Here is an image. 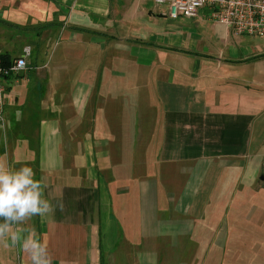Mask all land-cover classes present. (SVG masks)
I'll use <instances>...</instances> for the list:
<instances>
[{
  "label": "crops",
  "instance_id": "1",
  "mask_svg": "<svg viewBox=\"0 0 264 264\" xmlns=\"http://www.w3.org/2000/svg\"><path fill=\"white\" fill-rule=\"evenodd\" d=\"M165 11L154 0H0V54L17 57L16 34L32 24L57 30L39 60L62 39L57 68L13 82L0 107V157L62 196L63 212L30 222L53 264H205L199 232L233 233L204 215L238 193L249 229L262 228L250 241L264 242V38ZM5 243L0 264L10 249L27 264Z\"/></svg>",
  "mask_w": 264,
  "mask_h": 264
},
{
  "label": "rangeland",
  "instance_id": "2",
  "mask_svg": "<svg viewBox=\"0 0 264 264\" xmlns=\"http://www.w3.org/2000/svg\"><path fill=\"white\" fill-rule=\"evenodd\" d=\"M38 12V11H37ZM35 12V16L37 18L42 19L43 16L37 14ZM33 13V11H32ZM31 13V14H32ZM41 14L43 12H40ZM27 16L22 15L21 13H17L15 15V22H24ZM44 25L41 24H32L30 27L25 29L24 33L16 34L17 40L19 41V38L21 41V44L17 46V50L14 48L11 49L13 51V55L17 56L20 55L22 52L20 51L24 46H30L32 50L34 51L33 54V62L36 61L40 66H37L36 68L29 71L28 75L32 74L34 76H38L40 78L43 77L44 74H46L48 69H56L57 64L54 60L57 59V50L62 49L61 47L58 48V44H60L59 37L51 43V46L49 48L48 55L44 58V60H39L42 58L43 54L46 52L45 46L50 42L53 37V34L57 31L56 29H51L47 34L44 33ZM46 36H48L46 38ZM47 39V40H46ZM54 58V60H53ZM31 60V59H30ZM52 61V63H51ZM51 63V64H50ZM50 66V67H49ZM33 67V66H32ZM150 99V97H145L143 94L142 100ZM142 107V106H140ZM152 108H155V113L161 111L160 106H152ZM143 110V118L145 117L146 108H140L139 111ZM159 110V111H158ZM148 112H152L153 110L148 107ZM157 114V113H156ZM3 131V127L1 126V132ZM155 142H157V139H154ZM156 145V144H155ZM230 205L225 204L223 208H220L217 211H213L212 213L208 211L206 215V222L211 223H221L223 224V228H221L220 232L224 233H233L232 238L228 239V241L224 242L223 239L218 238L216 240H211L213 238L212 234L213 231L210 232V230L207 231H200L199 235H202L203 239L206 240L205 237H207V247H201L200 249H203L201 253H198L197 257L201 256L200 258L207 259V262L205 264H221V262L218 263L221 257L223 256L224 262L222 264H264V242H251L250 241V230H253L255 232L262 231V228L252 226L249 229V215H248V200L247 196H241L240 193L236 194L234 197L230 198ZM254 205H251L250 213H254L253 209L255 207ZM254 206V207H253ZM257 218V214L255 216V220ZM205 222V223H206ZM232 225L233 228L228 229L229 225ZM264 228V226H263ZM209 234V235H207ZM212 241V242H211ZM221 242V244L219 243ZM218 246V247H217ZM11 252L9 254V259L12 264H22L21 260L19 259L20 256H18L17 251H13L10 249ZM164 261V259H162Z\"/></svg>",
  "mask_w": 264,
  "mask_h": 264
},
{
  "label": "clouds",
  "instance_id": "3",
  "mask_svg": "<svg viewBox=\"0 0 264 264\" xmlns=\"http://www.w3.org/2000/svg\"><path fill=\"white\" fill-rule=\"evenodd\" d=\"M29 166L18 169L0 157V241L10 240L27 255V264H53L54 255L48 240L30 222L33 217H44L57 210L64 211L62 196L54 198L47 177L36 178Z\"/></svg>",
  "mask_w": 264,
  "mask_h": 264
},
{
  "label": "built area",
  "instance_id": "4",
  "mask_svg": "<svg viewBox=\"0 0 264 264\" xmlns=\"http://www.w3.org/2000/svg\"><path fill=\"white\" fill-rule=\"evenodd\" d=\"M155 5L166 8L169 18L196 19L205 14L208 19L225 26L238 36L264 38V0H154ZM18 57L7 60L0 54V107L7 88L18 82L29 71L32 48L26 46ZM2 112H0V119Z\"/></svg>",
  "mask_w": 264,
  "mask_h": 264
},
{
  "label": "trees",
  "instance_id": "5",
  "mask_svg": "<svg viewBox=\"0 0 264 264\" xmlns=\"http://www.w3.org/2000/svg\"><path fill=\"white\" fill-rule=\"evenodd\" d=\"M2 57L5 58V59H7V60H10V59L13 58L12 55H10V54L7 53V52H6V53H3V54H2ZM32 58H33V54H32ZM32 58H31V59H32ZM29 61H30V60H29ZM36 61H38V60H36ZM36 61H34V65H35L34 68H36V67L38 66V65H37L38 63H37ZM36 65H37V66H36ZM34 68H33V69H34ZM30 70H31V68H30ZM9 88H11V87H8L7 89H9Z\"/></svg>",
  "mask_w": 264,
  "mask_h": 264
},
{
  "label": "water",
  "instance_id": "6",
  "mask_svg": "<svg viewBox=\"0 0 264 264\" xmlns=\"http://www.w3.org/2000/svg\"><path fill=\"white\" fill-rule=\"evenodd\" d=\"M262 179H264V176L262 177Z\"/></svg>",
  "mask_w": 264,
  "mask_h": 264
}]
</instances>
